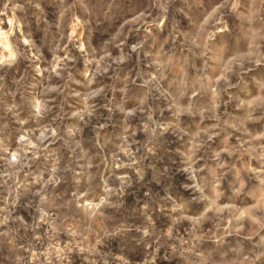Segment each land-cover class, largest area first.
<instances>
[{"label":"clouds","instance_id":"clouds-1","mask_svg":"<svg viewBox=\"0 0 264 264\" xmlns=\"http://www.w3.org/2000/svg\"><path fill=\"white\" fill-rule=\"evenodd\" d=\"M0 264H264V0H0Z\"/></svg>","mask_w":264,"mask_h":264}]
</instances>
